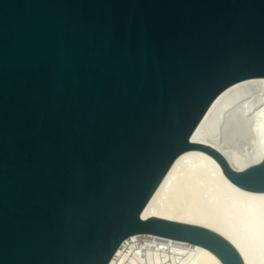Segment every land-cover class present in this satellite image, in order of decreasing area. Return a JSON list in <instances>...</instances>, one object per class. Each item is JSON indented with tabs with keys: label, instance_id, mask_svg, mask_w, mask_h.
I'll use <instances>...</instances> for the list:
<instances>
[{
	"label": "water",
	"instance_id": "95a60500",
	"mask_svg": "<svg viewBox=\"0 0 264 264\" xmlns=\"http://www.w3.org/2000/svg\"><path fill=\"white\" fill-rule=\"evenodd\" d=\"M264 76V0H0V264H109L132 234L246 264L221 234L142 210L184 151L264 192L191 136Z\"/></svg>",
	"mask_w": 264,
	"mask_h": 264
},
{
	"label": "bare ground",
	"instance_id": "6f19581e",
	"mask_svg": "<svg viewBox=\"0 0 264 264\" xmlns=\"http://www.w3.org/2000/svg\"><path fill=\"white\" fill-rule=\"evenodd\" d=\"M236 170L264 158V76L239 80L212 103L191 136ZM204 226L231 241L246 264H264V192L233 183L210 154L189 149L174 161L142 210ZM109 264H223L208 248L151 233L127 237Z\"/></svg>",
	"mask_w": 264,
	"mask_h": 264
}]
</instances>
